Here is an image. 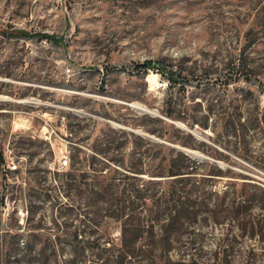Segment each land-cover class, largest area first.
I'll return each mask as SVG.
<instances>
[{
    "label": "rangeland",
    "instance_id": "1",
    "mask_svg": "<svg viewBox=\"0 0 264 264\" xmlns=\"http://www.w3.org/2000/svg\"><path fill=\"white\" fill-rule=\"evenodd\" d=\"M146 60L180 72L185 91L139 73ZM0 96L2 228L88 232L59 190L34 186L69 170L73 145L196 138L189 150L229 171L218 188L245 181L252 199L224 221L199 220L173 260L264 264V0H0Z\"/></svg>",
    "mask_w": 264,
    "mask_h": 264
},
{
    "label": "trees",
    "instance_id": "2",
    "mask_svg": "<svg viewBox=\"0 0 264 264\" xmlns=\"http://www.w3.org/2000/svg\"><path fill=\"white\" fill-rule=\"evenodd\" d=\"M136 67L142 74L149 69L159 73L169 87L180 83L185 91L186 78L172 67L152 60ZM165 104L166 116L176 117L172 98ZM161 139L89 138L90 150L73 145L69 170L56 172L53 184L37 179L34 186L46 195L59 190L69 202L58 204L77 209L74 220L82 216L88 232L44 233L38 224L2 228L0 220V264L184 263L182 258L174 261L171 251L185 232L201 219L217 223L231 218L234 207L252 199L247 191L251 184L227 180L218 188L229 171L183 150L197 149L196 138Z\"/></svg>",
    "mask_w": 264,
    "mask_h": 264
},
{
    "label": "water",
    "instance_id": "3",
    "mask_svg": "<svg viewBox=\"0 0 264 264\" xmlns=\"http://www.w3.org/2000/svg\"><path fill=\"white\" fill-rule=\"evenodd\" d=\"M183 150H184L186 153L190 154L193 158H197V159H198V155H197L194 151H191V150H189V149H184V148H183Z\"/></svg>",
    "mask_w": 264,
    "mask_h": 264
},
{
    "label": "built area",
    "instance_id": "4",
    "mask_svg": "<svg viewBox=\"0 0 264 264\" xmlns=\"http://www.w3.org/2000/svg\"><path fill=\"white\" fill-rule=\"evenodd\" d=\"M62 163H63L64 166H67V165H68V160H67V158H65V159L63 160ZM16 168H17L16 165H13V166L11 167L12 170H15Z\"/></svg>",
    "mask_w": 264,
    "mask_h": 264
},
{
    "label": "bare ground",
    "instance_id": "5",
    "mask_svg": "<svg viewBox=\"0 0 264 264\" xmlns=\"http://www.w3.org/2000/svg\"><path fill=\"white\" fill-rule=\"evenodd\" d=\"M5 97H3V96H0V100H2V99H4Z\"/></svg>",
    "mask_w": 264,
    "mask_h": 264
}]
</instances>
